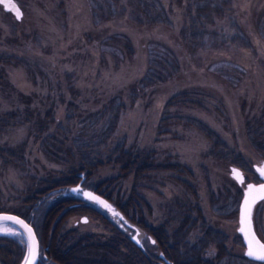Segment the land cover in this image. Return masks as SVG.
Here are the masks:
<instances>
[{
	"label": "rangeland",
	"instance_id": "rangeland-1",
	"mask_svg": "<svg viewBox=\"0 0 264 264\" xmlns=\"http://www.w3.org/2000/svg\"><path fill=\"white\" fill-rule=\"evenodd\" d=\"M15 1L22 13L19 19L0 4V56L8 58L0 62V114L15 109L19 112L16 119L28 117L30 121L0 131L1 146L24 144L20 163L0 160V207L24 212V196L38 178H55L75 168L77 159L71 157L63 136L79 135L81 126L85 127L109 97L120 95L126 107L115 134L132 146L151 145L162 159L186 168L183 172H149L142 178L135 190L143 199L137 205L146 221L153 226L166 221L168 231L174 234L179 203L188 205L196 200L205 221L226 234L228 250L244 256L245 247L236 238L237 208L244 184L238 185L229 174L232 163L208 153L211 145L200 130L173 121V117L163 125L160 117L170 94L182 90L205 94L197 103L172 108L169 113L202 121L256 173L254 166L264 164V154L252 144L246 125L264 112V0H232L230 13L216 18L212 26L220 28L226 42L220 45L213 41L196 52H191L180 38L183 18L174 0H162L169 10V25L136 22L121 2L120 13L95 19L90 0ZM237 32L242 39L230 41L228 38ZM152 40L174 51L179 71L131 102L130 84L143 73ZM47 109H51L55 122L48 128L51 135L40 138L35 136L31 122L42 119ZM55 124L61 127L55 129ZM257 139L264 144V130ZM68 141L72 143V139ZM51 149L55 153H49ZM243 173L245 181L252 180ZM118 174L117 164H104L93 169L85 183L97 186ZM114 180L110 185L103 183L100 190H106V186L113 199L127 197L130 177ZM262 205L264 200L254 205L252 221L264 241ZM83 215L87 222L75 223ZM39 219L37 215L32 220L36 230ZM61 226L62 230L93 233L94 240H105L109 232L98 218L87 213L69 215ZM199 234L198 227L188 228L184 236L187 248L196 243ZM144 245L154 263L159 248L148 241ZM117 251L107 256L97 250L90 254L121 263L123 253ZM215 251L209 245L202 254L211 257Z\"/></svg>",
	"mask_w": 264,
	"mask_h": 264
},
{
	"label": "trees",
	"instance_id": "trees-1",
	"mask_svg": "<svg viewBox=\"0 0 264 264\" xmlns=\"http://www.w3.org/2000/svg\"><path fill=\"white\" fill-rule=\"evenodd\" d=\"M174 1L179 5L183 18V26L179 31V35L191 52L202 49L204 45L213 44V41H218L220 45L223 44L225 38L222 36L220 28L212 26L216 18H223L230 13L232 0ZM90 2L92 3L95 19H100V17L109 18L120 13L118 8L119 2H121L126 6V12L136 22L143 20L145 23L171 24L169 10L162 0H90ZM241 37L242 35L237 32L228 39L230 41H240ZM148 45L146 53L147 65L143 73L129 87L128 98L131 102L151 87L174 77L179 71L178 58L169 46L154 40L150 41ZM6 60L8 61L7 57L0 56V62ZM203 95L205 94L199 93V91L196 93L187 90L170 94L164 102L160 123L167 125L170 122L169 119L173 117V121H178L200 130L211 145L209 154L228 160L249 174L253 181H259L260 179L250 169L247 161L239 153L232 154L226 143L202 121L191 115L169 113L172 108L175 110L188 103H197ZM125 107L126 105L121 96L113 95L102 104L91 120L86 121L85 127L81 126L78 130L80 132L79 135H72L69 138L66 135L65 137L63 136L70 150L71 157L77 159V166L69 169L66 174L55 178H38L26 192L24 196V218L34 221L37 215L40 216V226L36 231L40 238L41 247L47 245V248L43 249L47 258L60 264H95L100 261L108 264H121L120 262L116 263V261H108L107 257L96 259L90 254L92 250H97L107 256L112 254L113 251H117L116 235L109 236L107 240L102 241L94 240L95 234L93 233H81L74 229L62 230L61 223L69 215L88 213L99 216V213L94 208L87 204H76L62 211L63 205H66V203L61 204L64 199H56L46 208H42L43 198L53 191L77 182L80 177L79 171H83V175L88 177L92 170L98 166L117 164L119 166V174L102 180L96 186V190H100L103 183L110 185L114 179V181H117L118 178L130 177L132 185L130 194L127 197L123 198L119 195L113 199L111 193L106 192V186V190H100V192L107 198L112 199L129 221L146 229L157 244L161 255L171 261L172 264H264V262L249 259L245 255H233L226 246V234L210 226L205 221L196 200H193L188 205L179 203L181 208L177 213L178 228L176 232H173L174 234L168 231L166 221H161L155 226L146 221L138 210L137 205L138 200L143 201V199L137 195L135 190L142 178L148 175L149 172L167 170L183 172L186 168L170 159H162L151 145L132 146L125 141L123 136L116 135V124ZM44 113L45 116L42 119H37L39 115H36L37 120L31 122V125L36 128L35 136L38 135L40 138L51 135L48 128L50 123L55 122L51 109H47ZM18 115L19 112L15 109L0 114V131L16 123L20 124L22 120L19 121L18 119L20 118L16 119ZM68 116L69 114L66 117ZM251 120L246 125V132L254 147L264 154V144H261L257 139L259 132L264 130V112ZM29 121L28 117H24L22 122L27 123ZM58 127H61L60 124H57L55 129H58ZM69 132L70 130H68ZM69 139H72V143L68 141ZM23 149V143L12 147L0 145V160L10 159L13 162L20 163ZM54 151L51 149L49 153H55ZM237 193L240 194V192ZM213 200L215 199L213 198ZM215 210L219 211V209ZM101 221L104 224H109V220L105 216H101ZM192 225L198 227L200 234L196 243L187 248L184 243V236ZM179 230L181 232L177 234ZM236 238L237 242H242L239 234ZM3 239L8 238L3 237ZM57 239L64 248L63 251L55 247ZM123 240L125 248L123 264H156L152 263L147 255L127 235L124 236ZM112 244L115 246H112ZM209 245L214 246L216 249L215 254L211 257L202 254V250ZM36 264L44 263L38 261Z\"/></svg>",
	"mask_w": 264,
	"mask_h": 264
},
{
	"label": "flooded vegetation",
	"instance_id": "flooded-vegetation-1",
	"mask_svg": "<svg viewBox=\"0 0 264 264\" xmlns=\"http://www.w3.org/2000/svg\"><path fill=\"white\" fill-rule=\"evenodd\" d=\"M86 178L87 177L85 175H83L82 178L79 177L77 182L70 183L68 185V187H63L59 190L53 191L50 194H48L46 197L43 198L44 202L42 204V208H46L49 204L53 203L56 199H64V202H62L61 204L66 203V205H63L62 211L65 210L66 208L72 207L73 205H76V204H87L88 206L94 208V210L99 213V216H94L96 214H90V215L98 218L100 221H101V216H105L109 220V224H104L101 221L103 226L109 230L108 234H106V236H105L106 237L105 240H107L109 236L116 235L115 240L117 243V245H116L117 250H118L117 252L121 251V253H123L124 252L122 250V249H124L123 238L125 235H127L130 238V236L133 234V229L129 226H126L122 219H114V218L112 219L107 215V213H105L104 211H102L101 209L96 207L91 202L84 201L81 197L82 191L73 192L72 190L69 189V187L71 185L77 184L79 182V184H80L79 188L80 189L90 188L91 190L95 191L96 193H98V194L102 195L103 197H105L106 199H108L123 214V212L115 205V203L112 199L107 198L104 194H102L100 192V190H96V186L87 185L85 183ZM0 211L13 212V213H16V214H18L24 218V212L12 211V210H9L6 208H1V207H0ZM81 217L79 216L78 219L75 220V223L78 220L84 221V220H81ZM84 217L87 218V216H84ZM28 221L33 225V227L35 229L33 221H31V220H28ZM139 227L142 228L141 226H139ZM35 232L37 235L36 229H35ZM12 233H15V234H12ZM3 237H6L8 239H3ZM150 237H152V236L149 234V232L146 229L142 228V231L140 232V241L142 243V246L141 247H139L137 245L136 246L144 254H146V252H147L145 249L144 242L148 241L150 243H154L155 245H157L154 240L151 242ZM37 238H38V243H39V260L38 261H41L44 264H60V263H58L52 259L47 258L46 254L43 251V249L47 248V245H43L41 247L39 235H37ZM55 243H56L55 247L58 248L60 251H63L64 248L59 244L58 239L55 241ZM112 246H115V245L112 244ZM24 253H25L24 252V238H23L22 234L11 223H8V222L0 223V264H21L23 259H24ZM147 257H148V259H150L148 255H147ZM166 261H168L172 264L171 261L166 259L160 253V255H158L156 257L154 263H156V264H168ZM121 263L123 264V260L121 261Z\"/></svg>",
	"mask_w": 264,
	"mask_h": 264
},
{
	"label": "snow or ice",
	"instance_id": "snow-or-ice-1",
	"mask_svg": "<svg viewBox=\"0 0 264 264\" xmlns=\"http://www.w3.org/2000/svg\"><path fill=\"white\" fill-rule=\"evenodd\" d=\"M13 7H16L13 5ZM16 16L19 19L22 13L16 8ZM233 178L236 179L239 183H244L243 174L236 168L232 170ZM257 172L259 173L260 177H264V166L258 167ZM73 192H80L82 189L77 186L76 188L72 189ZM84 196L92 201H95L102 205L104 208L112 210L111 205H109L106 201H102L99 197L93 196L91 193H84ZM244 200L239 205V229L238 231L244 238V243L247 245V250L245 255L252 260L264 262V243H262L255 234L253 229V222H252V209L253 206L261 200H264V183L259 185L255 184H247L246 189L243 193ZM264 207V205H262ZM114 215H119V213L113 212ZM2 221H13L15 223L20 224L23 228L27 229V233L30 237V242L28 243L27 249L28 254L25 257L24 264H35L38 256V245L35 240V237L32 235V230L24 223V221L20 220L17 217L12 216H2L0 217ZM84 222H87V218H83ZM15 234V233H12ZM137 240V243H140V240L137 237H134Z\"/></svg>",
	"mask_w": 264,
	"mask_h": 264
},
{
	"label": "water",
	"instance_id": "water-1",
	"mask_svg": "<svg viewBox=\"0 0 264 264\" xmlns=\"http://www.w3.org/2000/svg\"><path fill=\"white\" fill-rule=\"evenodd\" d=\"M0 4L2 6V8L4 10H7V11H10L14 14V16L17 18L16 16V8L19 9V11L21 12L20 10V7L18 6L17 2L15 0H0ZM13 5H15L16 7H13ZM264 166V164L258 166V165H255L254 166V170L256 172V174L258 175V177L260 178L259 181H245V175L242 171V169L236 165H233L231 164L229 166V174L232 176L233 178V174H232V169L233 168H236L240 171V173L243 174V177H244V186L242 188V192H241V196H240V199H239V202H238V208H237V217H238V225H237V233L240 235L241 237V240L244 244V247H245V252L247 250V245L244 243V238L243 236L241 235V233L238 231L239 229V217H240V212H239V205L243 202L244 200V196H243V193H244V190L246 189L247 187V184L251 183V184H255V185H259L261 183H264V177H260L259 173L257 172V168L258 167H262ZM80 177L82 178L83 177V174L80 173ZM234 179V178H233ZM235 182L238 184V185H242L241 183H239L236 179H234ZM77 186L80 187V184L79 182L77 184H74V185H71L69 187L70 190H72L73 188H76ZM87 192V193H91L93 196H96V197H99L100 200L102 201H106L109 205H111V209L112 210H109V209H106L104 208L102 205H100L99 203L95 202V201H92V200H89L87 199L85 196H84V193ZM81 197L84 201H87V202H91L92 204H94L96 207H98L99 209H101L102 211H104L105 213H107V215L110 217V218H114V219H122L125 223L126 226H129L133 229V234L130 236V240L137 246L141 247L142 246V243L140 241V243H137V240L134 239V237H137L139 240H140V232L142 231V228H140L137 224L135 223H132L130 222L128 219H126V217L114 206L113 203H111L108 199H106L105 197H103L102 195L96 193L95 191L91 190L90 188H83L82 189V192H81ZM254 207V206H253ZM253 211V209H252ZM113 212L115 213H119V215H114ZM2 216H12V217H17L19 218L20 220L24 221V223L32 230V235L35 237V240L37 242V245H38V256H37V260L35 261V264L38 262L39 260V243H38V238H37V235H36V232H35V229L33 227V225L25 218L21 217L20 215L16 214V213H13V212H8V211H0V217ZM83 218H85L84 216L81 217V220H83ZM4 222H8V223H11L14 227H16V229H18V231L22 234L23 238H24V243H25V253H24V259L22 261L21 264H24V261H25V257L26 255L28 254V249H27V246H28V243L30 242V237L27 233V229L23 228L20 224L18 223H15L13 221H2L0 220V223H4ZM253 222V221H252ZM253 229H254V225H253ZM255 231V229H254ZM255 234H256V237L262 242L264 243V241H262L260 239V237L257 235L256 231H255ZM151 239V242L154 240L152 237H150ZM244 252V254H245ZM246 256V255H245ZM247 257V256H246ZM249 258V257H247ZM250 259V258H249ZM168 264H171L170 262L166 261Z\"/></svg>",
	"mask_w": 264,
	"mask_h": 264
}]
</instances>
